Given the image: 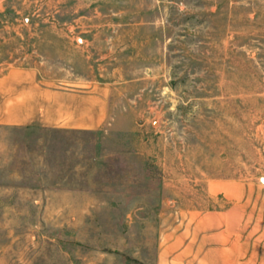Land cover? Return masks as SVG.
<instances>
[{"label":"rangeland","instance_id":"1","mask_svg":"<svg viewBox=\"0 0 264 264\" xmlns=\"http://www.w3.org/2000/svg\"><path fill=\"white\" fill-rule=\"evenodd\" d=\"M12 66L109 111L0 124V264H171L222 231L264 261V0H0Z\"/></svg>","mask_w":264,"mask_h":264},{"label":"crops","instance_id":"2","mask_svg":"<svg viewBox=\"0 0 264 264\" xmlns=\"http://www.w3.org/2000/svg\"><path fill=\"white\" fill-rule=\"evenodd\" d=\"M61 82L39 75L34 67L12 66L0 72V124L79 129L101 126L109 111L108 90L95 84L79 89ZM217 233L214 242L169 244L167 248L178 249L170 258L171 264H264L256 252L257 243L242 241L234 231Z\"/></svg>","mask_w":264,"mask_h":264}]
</instances>
